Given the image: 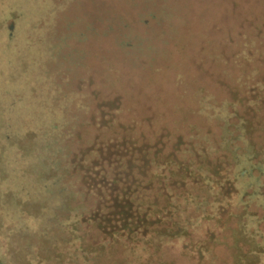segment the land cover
<instances>
[{"label": "rangeland", "instance_id": "374dc122", "mask_svg": "<svg viewBox=\"0 0 264 264\" xmlns=\"http://www.w3.org/2000/svg\"><path fill=\"white\" fill-rule=\"evenodd\" d=\"M246 48L249 61L240 59ZM41 74L61 93L53 105L69 113L68 126L51 147L52 155L57 143L64 149L61 167L58 155L39 157L37 135L51 119L39 106L45 93L37 81ZM202 91L217 102H233L253 123L247 140L256 149L264 145V0H0V256L9 263L12 253L14 264H47L50 256L59 257L29 216L38 211L35 194L42 187L36 182L43 174L54 184L58 171L67 169L60 190H76L70 209L86 213L98 204L85 225L101 207H127L140 189L150 197L152 185L137 181L136 174L141 146L150 138L163 141L158 129L169 149L181 135L179 146L184 139L186 148L192 145L196 157L190 158L198 165L201 154L210 166L215 162L224 195L234 197L233 156L209 155L205 145L206 136L220 149L223 124L200 113ZM152 120L162 122L160 127ZM15 141L28 146L11 147ZM263 158L264 150L257 161L264 164ZM253 174L264 186V172ZM70 209L61 214L68 218ZM230 213L222 210V224L208 246L185 245L186 257L178 264H234L236 223ZM23 222L27 233L16 229ZM224 228L225 245L218 242ZM90 240L107 242L96 233Z\"/></svg>", "mask_w": 264, "mask_h": 264}, {"label": "trees", "instance_id": "16d2710c", "mask_svg": "<svg viewBox=\"0 0 264 264\" xmlns=\"http://www.w3.org/2000/svg\"><path fill=\"white\" fill-rule=\"evenodd\" d=\"M248 51L246 48L240 59L244 57L249 61L251 55ZM37 81L45 91L40 94L39 106L45 111L44 115L52 119L46 130L37 135L42 153H39V157L45 161L47 157L58 155L57 166L61 167L64 149L56 141L58 149L52 155L51 147L55 146V135H61L62 130L68 126L69 113L61 110L62 105H53L54 101L61 99V93L54 89V80L41 74ZM198 96L200 113L223 124L220 149L217 150L211 138L206 136L205 145L210 149L209 155L222 151L226 154L230 152L233 156L235 173L231 178L237 194L232 198L224 195V183L214 175L216 163L213 162L212 166L207 164V155L200 152L203 162L198 165L190 158L196 157V152H191L193 146L191 150L186 148L185 139L179 146L181 135L171 141L169 149V143L163 142L165 134L158 129L157 136H161L163 141L157 142L150 138L147 146H141L143 160L138 161L136 174L137 181L152 185L150 197L140 189L136 198L131 197L127 207H101L100 214L89 225H85L83 219L86 215H93L98 210V204L93 203L86 213L79 212L81 209L77 206L70 209L69 200L73 198L77 201L76 190H60V184L68 174L67 169L58 171L61 174L54 184L50 183L46 174L36 182V186L42 187V192L35 194L39 207L36 214L29 216L36 221V228L42 229L40 237L43 240L50 239L51 245H54L52 247L56 248L55 254L59 256H50L47 264H178L179 257H186L185 245H209V236L215 234L222 224V210H229L231 213L228 219L236 223L235 229L231 230L234 264H264V186L259 177L253 174L255 170L264 172V164L257 161L264 145L256 149L247 140L255 131L253 123L239 115L233 102H217L213 95L205 91ZM253 106L259 107V104L254 103ZM234 118L238 119V125L232 126ZM152 122L155 128L162 123ZM230 127L234 129L229 131ZM189 140L193 143V137H189ZM20 145L28 146L24 141H15L11 147L21 149ZM41 169L42 172L45 170L43 166ZM33 186L32 183L26 188L30 190ZM133 204L136 206L134 211ZM148 206L151 211H147ZM68 209L74 213L66 218L67 215L61 213ZM28 228L24 222L16 227L19 233H27V230L30 231ZM227 230L224 228L219 234V244L227 243ZM94 233L107 242H92L90 238ZM198 235H201L199 239ZM55 239H63V243L55 242ZM62 246L64 248L60 249ZM69 246L71 248H67ZM13 256L9 252V263L0 256V264H14ZM42 262L46 261L42 259Z\"/></svg>", "mask_w": 264, "mask_h": 264}]
</instances>
